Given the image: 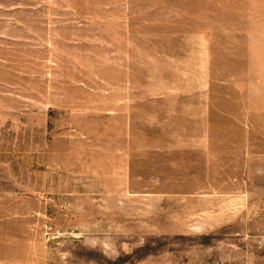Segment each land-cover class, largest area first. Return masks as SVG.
<instances>
[{"label": "rangeland", "instance_id": "374dc122", "mask_svg": "<svg viewBox=\"0 0 264 264\" xmlns=\"http://www.w3.org/2000/svg\"><path fill=\"white\" fill-rule=\"evenodd\" d=\"M0 264H264V0H0Z\"/></svg>", "mask_w": 264, "mask_h": 264}, {"label": "crops", "instance_id": "0c3cea01", "mask_svg": "<svg viewBox=\"0 0 264 264\" xmlns=\"http://www.w3.org/2000/svg\"><path fill=\"white\" fill-rule=\"evenodd\" d=\"M5 60L1 59V56H0V64H5Z\"/></svg>", "mask_w": 264, "mask_h": 264}, {"label": "built area", "instance_id": "2783aa9c", "mask_svg": "<svg viewBox=\"0 0 264 264\" xmlns=\"http://www.w3.org/2000/svg\"><path fill=\"white\" fill-rule=\"evenodd\" d=\"M261 242L264 243V236H262Z\"/></svg>", "mask_w": 264, "mask_h": 264}]
</instances>
